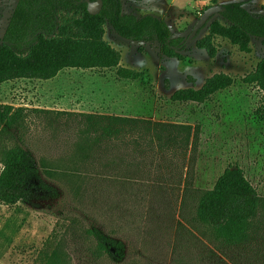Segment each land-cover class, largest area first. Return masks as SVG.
<instances>
[{
  "label": "rangeland",
  "instance_id": "1",
  "mask_svg": "<svg viewBox=\"0 0 264 264\" xmlns=\"http://www.w3.org/2000/svg\"><path fill=\"white\" fill-rule=\"evenodd\" d=\"M20 0H0V45ZM241 1L253 13L264 0H122L123 11L162 19L172 37L186 39L206 7ZM21 52L40 32L78 16L77 6L48 5ZM218 13L209 20L221 19ZM169 56L163 44L120 36L110 23L104 38L120 51V66L141 79H119L117 68L64 69L49 80L18 79L0 84V103L23 106L24 125L0 135V149L22 145L37 163L55 170L47 181L60 195L29 203L0 202V264H39L43 248H59L65 264H264V211L249 242L222 246L197 221L200 190L211 189L229 165H239L264 198V121L255 117L259 90L244 81L264 56L260 38L250 51L217 37L215 57L198 48L208 24ZM224 72L234 79L204 103L172 101L180 88L200 87ZM87 114L126 115L168 123L199 125L188 151L152 150L136 130L105 141L85 163L76 160L75 140ZM96 132L93 131V137ZM144 142V141H143ZM2 163L0 162V171ZM83 185L79 188V184ZM96 227L124 244L114 260L98 250L88 230ZM118 256V255H116Z\"/></svg>",
  "mask_w": 264,
  "mask_h": 264
},
{
  "label": "trees",
  "instance_id": "2",
  "mask_svg": "<svg viewBox=\"0 0 264 264\" xmlns=\"http://www.w3.org/2000/svg\"><path fill=\"white\" fill-rule=\"evenodd\" d=\"M89 1L95 0H20L6 29L4 43L0 45V84L18 79L49 80L64 69L117 68L119 79H141V71L120 66V51L104 38L107 23L122 37L135 41L156 40L163 44L169 56L182 59L177 49L186 47V37H172L162 19L153 15L138 18L124 13L122 0H103L100 12L91 14L88 12ZM56 3L65 7L77 6L80 14L63 20L46 33H38L28 43L26 53L21 52L32 35L33 27L45 19L38 13L36 4L47 12V4L53 6ZM220 16L221 19L215 18L209 22L208 33L196 41L198 48L205 49L211 57L217 54L214 44L217 37L229 40L245 52L250 51L253 37L260 38L264 45V12L253 13L243 2L234 1L225 4ZM244 81L258 88L260 98L254 114L264 121V56ZM233 83L231 75L215 73L198 88L189 86L177 89L171 95V100L204 103ZM24 115L23 106L0 103V135L8 133L11 128H21ZM86 117L88 126L74 144L75 158L79 163L87 162L92 152L100 151L105 141L119 138L125 129L136 130L143 144L152 147V150L159 148V151L169 148L174 152H186L196 143L199 134V125L194 128L186 123L153 122L116 114H87ZM93 131L96 132L94 137ZM0 162V202L3 204L12 206L60 195L46 179L47 176L52 177L55 170L49 168L46 162L39 165L32 152L24 146L15 144L1 148ZM82 185L83 181L79 188ZM263 211L264 198L239 165L227 166L214 186L200 190L197 196V221L222 246L234 247L249 242ZM88 233L95 238L100 252L114 260L122 258L124 244L121 240L110 237L96 227L88 230ZM39 264H65V260L59 248L48 246L41 250Z\"/></svg>",
  "mask_w": 264,
  "mask_h": 264
},
{
  "label": "water",
  "instance_id": "3",
  "mask_svg": "<svg viewBox=\"0 0 264 264\" xmlns=\"http://www.w3.org/2000/svg\"><path fill=\"white\" fill-rule=\"evenodd\" d=\"M103 7V0H95L88 2V12L91 14H97ZM225 10L224 4H216L212 6H208L202 12L201 16L197 20L196 24L194 25L191 33L189 34L188 38L186 39V43H189L197 34L198 30L207 24L214 15L221 13Z\"/></svg>",
  "mask_w": 264,
  "mask_h": 264
}]
</instances>
